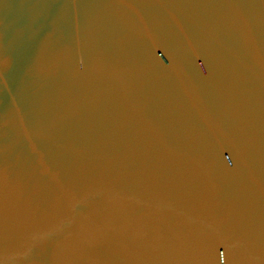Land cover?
<instances>
[{
	"label": "water",
	"instance_id": "95a60500",
	"mask_svg": "<svg viewBox=\"0 0 264 264\" xmlns=\"http://www.w3.org/2000/svg\"><path fill=\"white\" fill-rule=\"evenodd\" d=\"M0 264H264V0H0Z\"/></svg>",
	"mask_w": 264,
	"mask_h": 264
}]
</instances>
